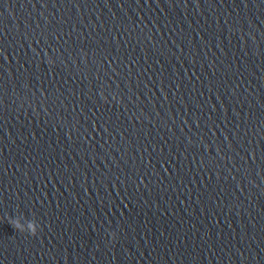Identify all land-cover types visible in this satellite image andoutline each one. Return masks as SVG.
I'll use <instances>...</instances> for the list:
<instances>
[{
	"label": "clouds",
	"instance_id": "9594fccd",
	"mask_svg": "<svg viewBox=\"0 0 264 264\" xmlns=\"http://www.w3.org/2000/svg\"><path fill=\"white\" fill-rule=\"evenodd\" d=\"M10 223H12V222L10 221ZM12 226L16 230H21L18 223L17 224H12ZM29 234L32 235V236H35L37 234L34 227L31 229Z\"/></svg>",
	"mask_w": 264,
	"mask_h": 264
}]
</instances>
